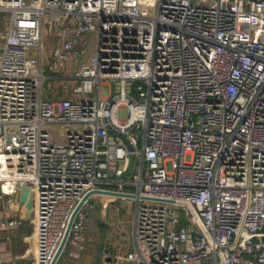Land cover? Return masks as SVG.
Masks as SVG:
<instances>
[{"label":"built area","instance_id":"built-area-1","mask_svg":"<svg viewBox=\"0 0 264 264\" xmlns=\"http://www.w3.org/2000/svg\"><path fill=\"white\" fill-rule=\"evenodd\" d=\"M0 172V203L30 188L31 264L95 189L133 196L126 264H264V0H0Z\"/></svg>","mask_w":264,"mask_h":264},{"label":"rangeland","instance_id":"rangeland-1","mask_svg":"<svg viewBox=\"0 0 264 264\" xmlns=\"http://www.w3.org/2000/svg\"><path fill=\"white\" fill-rule=\"evenodd\" d=\"M48 33L49 24L48 18L45 15L43 18V44L45 51L50 44ZM48 84L54 86V81L48 80L44 83V93H46ZM108 94L109 88L103 86L101 88V96L107 97ZM45 130L51 135L56 143H63L62 136L66 132V127L64 125H51L48 128H45ZM7 199L9 198L3 197L1 202L6 203ZM11 199H16L18 202V199L15 196H12L10 200ZM89 202L93 208L86 212V221L84 224V236L87 239L86 250L82 253H78L77 256L71 259L65 258L63 255L59 258L57 264H86L87 257L93 259V256L95 255L94 253L99 247L101 248L99 250L102 256L105 254V251L110 252L109 254H105L110 257V264H126L124 262V256L130 250V216L133 201L122 198L92 196L90 197ZM175 209L178 213L184 214V207H175ZM94 219H100L101 222H104V225L98 226L97 224L99 220H96V225H94ZM111 219H113L114 224L110 223ZM29 222L31 223L30 220ZM31 224L33 226V223ZM113 257L116 261L113 260ZM88 264H90V262Z\"/></svg>","mask_w":264,"mask_h":264},{"label":"crops","instance_id":"crops-1","mask_svg":"<svg viewBox=\"0 0 264 264\" xmlns=\"http://www.w3.org/2000/svg\"><path fill=\"white\" fill-rule=\"evenodd\" d=\"M3 190L7 192L9 189L7 186H3ZM100 197L108 198L106 196H100ZM14 201L15 203L12 204ZM22 212H23V208L22 206H20V204L17 202L16 199L15 200L11 199L10 203L8 204L3 202L0 203V216L5 217L7 219H18L22 221V224L16 228H9V229L0 228V264H31L32 262L33 255L35 252L34 227L31 224L32 216L30 219L31 221L30 223L29 221L24 220V216ZM96 220H99L97 224L98 226L104 225V222H101L100 219H94L93 220L94 225H96L95 224ZM110 221H111L110 223L114 224L113 219H111ZM129 238H130V234H129ZM86 244H87V239H86ZM99 249L101 248L99 247L98 249H96L97 252L95 251L94 253L95 255L93 256V259L87 257L86 264H88L89 262L90 264H92L94 262L98 252L100 251ZM77 254L78 253H75L74 257L77 256ZM63 255L65 256V258H68L66 254H62L61 256ZM104 255L102 256V261L103 259L105 260L109 258L107 255H105L104 257ZM113 260L116 261L114 257Z\"/></svg>","mask_w":264,"mask_h":264},{"label":"water","instance_id":"water-1","mask_svg":"<svg viewBox=\"0 0 264 264\" xmlns=\"http://www.w3.org/2000/svg\"><path fill=\"white\" fill-rule=\"evenodd\" d=\"M128 149L131 150V147L128 146ZM127 174V173H126ZM92 196H106V197H112V198H124V199H132L133 196L132 195H127V194H123V193H119V192H113V191H106V190H100V189H95L93 191L88 192L80 201V203L77 205V207L75 208V210L73 211V214L71 216V219L68 223L65 235L62 239V242L51 262V264H56L57 261L59 260L70 226L72 224L73 218L75 216V214L77 213V211L81 208L83 202H85L87 199H89ZM18 202L19 204L22 206L23 208V216H24V220L25 221H29L31 219V213H32V198H31V192H30V188L26 185V184H21L19 186V191H18V196H17ZM154 201H159V202H163L162 200H154ZM166 203H170V204H176V205H180V206H185L187 207L188 211L190 212V214L192 215V217L194 218L197 226H198V231L197 233H203L204 236L206 237V239L209 241L210 244H212V241L209 237V235L207 234V232L205 231L197 213L195 212L194 208L189 204V203H185V202H177V201H164ZM110 252L105 251V254H109ZM111 259L110 257L107 259H103L102 261V254L99 251L94 262L92 264H103V262H110Z\"/></svg>","mask_w":264,"mask_h":264},{"label":"bare ground","instance_id":"bare-ground-1","mask_svg":"<svg viewBox=\"0 0 264 264\" xmlns=\"http://www.w3.org/2000/svg\"><path fill=\"white\" fill-rule=\"evenodd\" d=\"M8 179H9L8 175L0 172V181H8ZM2 185L8 187L7 183H5V184L3 183ZM14 203H15V201L12 204H14Z\"/></svg>","mask_w":264,"mask_h":264}]
</instances>
